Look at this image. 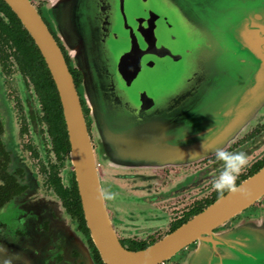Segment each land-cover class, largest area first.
<instances>
[{"label":"water","instance_id":"water-1","mask_svg":"<svg viewBox=\"0 0 264 264\" xmlns=\"http://www.w3.org/2000/svg\"><path fill=\"white\" fill-rule=\"evenodd\" d=\"M45 1L73 66L82 73L93 136L110 168L213 153L262 115L264 0ZM6 2L31 33L56 83L84 217L102 260L158 264L197 239L185 264H264V218L212 231L264 195V167L238 191L147 248L121 245L62 53L29 0Z\"/></svg>","mask_w":264,"mask_h":264},{"label":"flooded vegetation","instance_id":"flooded-vegetation-1","mask_svg":"<svg viewBox=\"0 0 264 264\" xmlns=\"http://www.w3.org/2000/svg\"><path fill=\"white\" fill-rule=\"evenodd\" d=\"M44 21L72 76L92 144L112 227L124 247L142 250L194 219L222 196L211 187L223 169L216 152L188 161L115 170L102 161L90 108L50 21L45 0H29ZM71 142L56 83L28 29L0 0V264H106L86 224L71 159ZM219 150H243L239 186L264 167V111ZM115 193L108 199L107 193ZM161 194V196H158ZM264 218V195L213 232ZM194 240L158 264H185Z\"/></svg>","mask_w":264,"mask_h":264},{"label":"clouds","instance_id":"clouds-1","mask_svg":"<svg viewBox=\"0 0 264 264\" xmlns=\"http://www.w3.org/2000/svg\"><path fill=\"white\" fill-rule=\"evenodd\" d=\"M190 128V122L187 124V129ZM185 134V132H184ZM184 134L180 138V141L184 139ZM203 146V145H202ZM216 160L223 162V169L217 177L213 179L212 189L219 195H223L225 192H236L239 190L236 184V179L243 167L248 164V158L246 153L241 150L237 152H229L225 150H217ZM108 199L115 198V193H107Z\"/></svg>","mask_w":264,"mask_h":264}]
</instances>
